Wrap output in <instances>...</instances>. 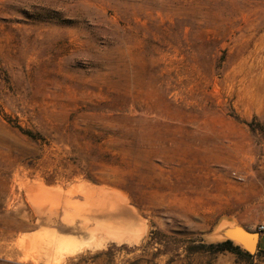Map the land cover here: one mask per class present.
Wrapping results in <instances>:
<instances>
[{
	"label": "rangeland",
	"instance_id": "rangeland-1",
	"mask_svg": "<svg viewBox=\"0 0 264 264\" xmlns=\"http://www.w3.org/2000/svg\"><path fill=\"white\" fill-rule=\"evenodd\" d=\"M119 210L56 264H250L189 248L264 221V0H0V264Z\"/></svg>",
	"mask_w": 264,
	"mask_h": 264
},
{
	"label": "bare ground",
	"instance_id": "bare-ground-1",
	"mask_svg": "<svg viewBox=\"0 0 264 264\" xmlns=\"http://www.w3.org/2000/svg\"><path fill=\"white\" fill-rule=\"evenodd\" d=\"M86 190L88 191V189ZM97 219H101V221H99L98 225L94 228V230L92 229L93 230L92 232L88 230V232L89 231L91 232V233L89 232L91 238H89L88 242L86 243L80 242V240L77 238H74L73 240L70 238H60L57 236L47 237L45 242L38 249L39 250L38 253H42L44 255L43 261L45 263L56 264L59 261H61L64 257L76 255L82 252L84 249L89 250L99 247L101 241H103L104 239L105 240L114 239L117 242H121V241L133 242L134 239H136V238L133 239L130 237H125L126 236L125 227L129 226L130 220L127 217V215H123V212L121 210L115 211L111 214H106L102 212L101 214H99ZM94 226L92 225L91 227L93 228ZM74 231L83 235L82 232L84 230H81L80 227L79 229L77 228L74 229ZM254 252L255 250L252 251L251 253L253 254Z\"/></svg>",
	"mask_w": 264,
	"mask_h": 264
},
{
	"label": "water",
	"instance_id": "water-1",
	"mask_svg": "<svg viewBox=\"0 0 264 264\" xmlns=\"http://www.w3.org/2000/svg\"><path fill=\"white\" fill-rule=\"evenodd\" d=\"M212 235L217 240L230 242L248 254H252L260 239L259 232H250L235 223L227 222L219 224Z\"/></svg>",
	"mask_w": 264,
	"mask_h": 264
},
{
	"label": "trees",
	"instance_id": "trees-1",
	"mask_svg": "<svg viewBox=\"0 0 264 264\" xmlns=\"http://www.w3.org/2000/svg\"><path fill=\"white\" fill-rule=\"evenodd\" d=\"M235 119L239 120L238 117H235ZM15 128H17L20 131L21 135L29 138L30 140L41 139L37 136L36 133H32V131H30V130H24L18 125L15 126ZM189 249L192 253H197L201 250H206V251L209 250V251L214 252V253H222V252L227 251V253H231V254H234L237 256H242V257L246 258L247 260L250 261V264H252V261H251L252 256H250L247 253H244V251H242L239 247L233 246L230 242H227V241H223V242H220V243H217L214 245L213 244L209 245V244L200 243L196 247H192Z\"/></svg>",
	"mask_w": 264,
	"mask_h": 264
},
{
	"label": "built area",
	"instance_id": "built-area-1",
	"mask_svg": "<svg viewBox=\"0 0 264 264\" xmlns=\"http://www.w3.org/2000/svg\"><path fill=\"white\" fill-rule=\"evenodd\" d=\"M264 231V221L262 223V225L259 226V232H263Z\"/></svg>",
	"mask_w": 264,
	"mask_h": 264
},
{
	"label": "crops",
	"instance_id": "crops-1",
	"mask_svg": "<svg viewBox=\"0 0 264 264\" xmlns=\"http://www.w3.org/2000/svg\"><path fill=\"white\" fill-rule=\"evenodd\" d=\"M263 240H264V235H263L262 233H260L259 243H260L261 241H263ZM262 250L264 251V248H263Z\"/></svg>",
	"mask_w": 264,
	"mask_h": 264
}]
</instances>
